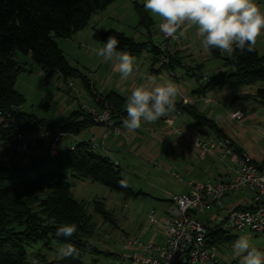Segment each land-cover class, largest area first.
<instances>
[{
  "label": "trees",
  "instance_id": "trees-1",
  "mask_svg": "<svg viewBox=\"0 0 264 264\" xmlns=\"http://www.w3.org/2000/svg\"><path fill=\"white\" fill-rule=\"evenodd\" d=\"M114 1L0 0V116L4 118L0 125V141L11 144L17 134L39 127L75 132L93 122L79 109L62 124L22 111L26 99L15 85L26 66L17 59V51L30 55L33 63L46 74L56 72L64 80H80L95 104L109 106L115 123L123 124V119L127 118V97L114 90L98 93L91 79L69 63L56 41V38H71L89 24L93 14L106 9ZM143 4L134 1L137 25L145 30L146 40L138 41L115 29L102 31L96 28L93 29V39L104 44L108 36L113 35L119 40L117 51H126L134 57L149 51L153 57L152 66L160 63L161 68L169 71L184 68L198 82L194 93L199 96L224 87L260 84L256 95L251 98L264 103V53L259 54L256 46L252 52L241 54L237 50L232 56L225 57L217 49H211L215 57H221L222 69L205 76L202 64L198 63L196 68L185 67L178 50L168 54L159 49L158 43L152 40L155 21ZM162 56H168L169 61H163ZM176 111L188 115L200 132L204 133L205 128L215 137H227L216 121L196 106L178 100ZM121 173L118 165L107 156L96 153L91 143L84 140L53 156L44 152L28 155L25 161L17 159L5 163L0 160V264H32L27 258V247L45 240L64 245L71 243L79 255L49 259L45 254H36L34 259L39 264H87L83 261L84 256L107 254L91 242L92 216L87 213L84 202L73 197L72 185L67 179L98 182L121 192L126 199L144 194L130 186L121 188L118 183L123 179ZM34 204L38 210H34ZM94 205L96 212L109 220L110 212L98 208V202ZM242 208L248 209L249 206ZM72 223L77 225V232L72 237L56 236L60 226ZM230 236L215 225H207L206 237L210 246L226 242Z\"/></svg>",
  "mask_w": 264,
  "mask_h": 264
},
{
  "label": "rangeland",
  "instance_id": "rangeland-1",
  "mask_svg": "<svg viewBox=\"0 0 264 264\" xmlns=\"http://www.w3.org/2000/svg\"><path fill=\"white\" fill-rule=\"evenodd\" d=\"M134 1L141 2V0H115L106 9L97 11L89 24L84 29H82L84 30L83 32H85L83 41L79 39L77 40V42H82L83 44V46L80 48L77 44L76 46L71 41H69V39L56 38L57 43H59L60 47L63 49L64 55L69 63L82 71H90L96 80L98 77H100L102 70L98 69L94 64L95 60L92 61L90 59L92 57L88 47V32L91 31V42H95V44H98V46L101 47H103L104 44L93 39L92 30L94 28H91L92 26L102 31L115 29L125 33L128 36L134 37L138 41L146 40L147 34L145 30L137 25L138 17L134 9ZM153 19L155 21V26L153 28L152 40L155 43H159L164 40L165 35L160 33L158 30V19ZM182 30L186 33L189 42L193 46L183 47V44L180 41L182 40L181 38L185 37L186 35L180 36L178 32L176 37L173 38V51L171 54H174V52L178 50L179 59L185 67L196 68L198 65L197 63L202 64V73L204 75H211L212 72L221 67V57H215L211 50L209 52V50H205L203 48L200 42L201 38L197 35L195 27H188L185 25ZM256 48L259 54L264 53V34L258 38ZM218 52L220 53L219 50ZM168 54H170V52H168ZM220 55L222 57L228 56L221 53ZM16 57L20 61H25L27 63L25 64L26 71H23L19 74L15 85L16 89L25 96L26 101L23 105L24 111L34 113L39 117H53L54 114L57 113V106L62 104L63 99L67 97L63 79L58 78V76L55 74L44 73L33 63L30 55H24L20 51H17ZM149 57L150 52L144 51L140 58H136V63L139 64L142 62L143 66H147V59ZM166 58L169 61V57L166 56ZM186 74L187 73H184L183 75L185 79L195 82L191 76ZM255 95V90L253 93L251 91H247L243 94V100L250 101L249 99ZM219 96L222 103L225 101L223 103L224 105L228 104L232 99V97H224L227 95ZM181 100L184 104H190L184 98ZM201 100L205 101V99ZM260 103L264 104L262 102ZM93 105H95L97 109L102 108L97 106L95 103ZM255 112L258 116L256 118H250V121L255 124V129L257 130L256 133L259 132V134H261V138L259 139V142L255 144V146L262 147L264 146V121H261L260 116L264 115V107H258ZM69 113L70 109L68 110L67 114ZM175 113L182 114L180 111H175ZM257 124L259 126H257ZM117 126L120 129V126ZM68 138L69 137H65V141ZM11 144L0 141V160L5 163L13 162L16 158L12 157ZM62 145L65 147L66 142H64ZM37 152L42 154L45 152V150L44 148L40 147ZM23 156L26 158L28 157V155L24 154L19 156L17 159ZM173 159H176V155L173 157ZM154 160L155 163L149 162V159H144L143 157L133 153L127 157V160L122 158L121 174L123 179L128 180L129 186L133 190L147 193V196L141 194L136 198L126 199L121 192L111 190L98 182H92L89 179L71 177L67 179L72 185L71 192L73 197L79 201H83L86 205L87 213L92 216L93 227L92 233L89 237L91 242L106 253H108V251L112 253L119 252L122 246H126V241L131 236H141L144 241L159 243L155 239L158 238V236H154L155 238L152 236L153 230H155L157 227H149L151 229H148L147 233H142V230L148 224V214L153 207L157 211V208L160 207V204H158L159 202L162 203L166 201L167 192L170 191L173 194H178L181 185L179 184L180 181L172 176L171 171L167 170L166 166L168 167V163L165 159H163V157L153 159V161ZM179 161L180 162L178 165L180 168L177 165L171 166L173 167L171 168L172 172L174 171L181 175L180 177L182 179H186L188 178L187 173L182 170L185 167L186 161H182V159ZM237 195V197H241L240 194ZM243 195L247 197L252 196L249 191L245 192ZM94 202L100 203L98 208H105L110 212L108 215L109 220L105 219L96 212ZM33 208L34 210H38L36 204L33 205ZM214 211L215 210L210 209L204 213L197 214V218L200 221L206 223L210 221V215L213 214ZM159 232L160 233H158V235L161 236V231ZM226 233L231 235L228 241L211 245V247L214 248L217 253V261L213 264H243V255H246V253L237 255L233 247L235 241L241 236H245L249 239L252 248L264 252V232L242 230ZM63 245L64 244H59L53 241L48 242V240L40 241L33 246L27 247V258L32 261L36 254H45L49 259L56 258L58 257V248ZM95 257L96 256L86 255L83 257V261L88 264L90 263L91 258ZM100 258L102 259L101 264L117 263L113 255H102Z\"/></svg>",
  "mask_w": 264,
  "mask_h": 264
},
{
  "label": "crops",
  "instance_id": "crops-1",
  "mask_svg": "<svg viewBox=\"0 0 264 264\" xmlns=\"http://www.w3.org/2000/svg\"><path fill=\"white\" fill-rule=\"evenodd\" d=\"M256 2L261 6L262 10H264V0H256ZM140 3H144V0H141ZM93 16L91 17V19H93ZM91 28L95 27L92 26ZM83 31L84 30H80L73 34L71 38H68L69 41H71L73 44H77L79 48L83 46V44L82 42H77V40L79 39L83 41L85 33ZM90 34L91 31H89L87 34L88 47L90 49L92 57L90 59L92 61L95 60L94 64L98 69L102 70V73L96 80L95 77L90 73V71H81L91 79V82H93V84L95 85L96 91L98 93L104 94L110 90H114L127 97L128 95H130L131 89L141 82L139 76L134 73L133 76L128 80H122L117 68L115 67V64L113 62L105 63L103 62L102 58L97 55L98 47L100 49L101 46H98V44H95V42L90 41ZM181 39L182 40L180 42L183 44V47L193 46L189 42L187 35L185 37H182ZM141 55L135 58H140ZM20 62L27 64L25 61ZM152 62L153 57L150 53V57L147 59V66H143L142 62L139 64L136 63L139 72L156 78L157 83H161L163 78L171 80L180 85L181 91L180 95L177 97V101L184 98L191 105L196 106L201 112L207 113L208 116L212 117L216 121V123L224 130V133L233 140L235 146L239 150L244 151L257 159H264V146H255V144L259 142L261 134H259V132L256 133V126L250 121V118H256L258 116L255 110L258 107H264V104H261L257 100L254 101L252 98L249 99L250 101L243 100L244 93H246L247 91H251L253 93V91H256V88H258L260 84L246 85L238 88L224 87L221 89L212 90L204 96H199L194 93V90L198 87V82L192 76L191 77L195 80V82L185 79L183 75L186 72L183 68L178 67L176 68V70L169 71L167 69L161 68L160 63H156L154 66H152ZM221 69L222 66L216 69L214 72H217ZM51 74H55L58 76V78H62L56 72ZM63 81L64 87L67 92V97L63 99L62 104H59V106H57V113L54 114L53 117L41 116V118H45L48 121H57L59 123H62L71 115L73 111L78 110L79 104L81 102L91 104L95 103L94 98L85 90L80 80L63 79ZM219 95H227L224 97H232V99L228 104L224 105L223 103L225 101H223L222 103ZM201 99H205V101H202ZM69 109L70 113L67 114ZM236 109H241L242 111H244L245 118L242 121H236L231 118L230 114ZM21 110L24 111V108L22 107ZM260 118L261 121H264V115H261ZM257 126L259 125L257 124ZM209 134L212 133H210V131L206 130L205 128L204 133L200 132L193 120L188 115L183 113L177 114L173 112L166 117H161L155 123L142 122L141 128L136 131H129L125 129L122 124L120 125V131L115 132L107 126L92 122L91 124H87L85 127L81 128L78 131H69L68 134L63 137L60 150L63 151L68 148H72L79 141H89L96 153L107 156L120 168L122 165V158L127 160V157H129L132 153L137 154L144 159L147 158L149 159V162L154 163L155 160L153 161V159L163 157V159H165L168 163V167L166 166L167 170L171 171L172 176L180 181L179 184L181 186L179 188V194L186 192L189 189V183L203 181L207 177L217 172L218 164L210 155L200 156L198 153V147L195 143L196 137ZM65 137L69 138L65 141ZM63 141L66 142L65 147H63L62 145L64 144ZM38 149H40V147H35V149L31 150L26 155L39 154L37 152ZM175 155L176 159H173ZM19 159L20 161H25L27 158L23 156ZM180 159H182V161H186L184 169L181 168L185 173H187L188 178L186 179H182L180 177L181 175L174 171L172 172L171 169L173 168L171 166L175 165L180 168V166L178 165ZM15 160H17V158H15ZM237 194H240L241 197H237ZM243 194L244 193L239 192L224 198L225 201L223 200L222 203L223 208H227L232 205H238L241 208L244 206L248 207L250 205V197L244 196ZM143 195L147 196L148 194L144 193ZM166 198L167 199L165 202L158 203L160 204V207L157 208V211L154 207L152 208L155 210V215L158 222L153 225L149 223V215L152 211L151 209L148 214V224L142 230V233L145 234L147 233L148 229H151L149 227H157L155 230H153L152 236H158V238H154L157 240V242H159V244L163 243L164 241V225L161 219L168 217V211L171 204L167 196ZM210 209L215 210L214 213L218 211L217 206L214 204L210 205L207 210ZM214 213L210 215V221L206 222L207 225L212 224L211 217L214 215ZM211 226H214V224ZM159 231H161V236L158 235V233H160ZM124 247L125 246H122L121 250L117 253L108 251L107 254L92 255L96 257L91 258L90 263L88 264H101L102 259L100 258V256L102 257V255H113L116 260V258L122 252H124Z\"/></svg>",
  "mask_w": 264,
  "mask_h": 264
},
{
  "label": "built area",
  "instance_id": "built-area-1",
  "mask_svg": "<svg viewBox=\"0 0 264 264\" xmlns=\"http://www.w3.org/2000/svg\"><path fill=\"white\" fill-rule=\"evenodd\" d=\"M173 41V38L165 36L158 47L161 51L171 53ZM161 58L168 61L166 56ZM78 109L94 123L107 126L115 132L120 131L109 106L97 109L93 104L81 102ZM230 116L242 121L245 113L236 109ZM3 121L4 118L0 116V125ZM68 132L39 127L19 133L11 144L12 157L28 154L35 147H42L49 155H56ZM195 143L200 156L210 155L218 164L217 172L203 181L189 183L186 192H167L171 204L168 217L161 219L164 225L163 243L131 236L126 241L124 252L116 258L117 264H213L217 261V253L208 243L207 224L197 218V214L206 212L212 204L217 206L218 211L211 217V223L220 231L264 232V159H257L239 150L228 136H198ZM247 191L252 194L248 209L238 205L223 208L224 198ZM157 222L155 210L152 209L149 223L153 225Z\"/></svg>",
  "mask_w": 264,
  "mask_h": 264
},
{
  "label": "clouds",
  "instance_id": "clouds-1",
  "mask_svg": "<svg viewBox=\"0 0 264 264\" xmlns=\"http://www.w3.org/2000/svg\"><path fill=\"white\" fill-rule=\"evenodd\" d=\"M144 9L158 19V30L167 37L175 38L185 25L195 27L205 50L218 49L221 54L232 56L237 50L241 54L252 52L258 38L264 34V10L256 0H144ZM119 40L109 35L97 55L103 62H113L120 78L128 80L137 74L140 83L131 89L125 108L127 118L123 126L129 131L141 128L142 122L155 123L176 111L180 85L139 72L136 58L126 51H117ZM121 188L129 187L127 179L119 182ZM77 232V225L64 224L57 229L56 236L70 238ZM237 255H243V264H264V252L252 248L247 237L241 236L234 245ZM57 255L64 259L79 255L71 244L58 248ZM32 264H39L36 259Z\"/></svg>",
  "mask_w": 264,
  "mask_h": 264
}]
</instances>
